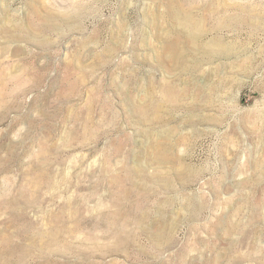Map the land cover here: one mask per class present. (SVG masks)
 Here are the masks:
<instances>
[{"label": "rangeland", "instance_id": "1", "mask_svg": "<svg viewBox=\"0 0 264 264\" xmlns=\"http://www.w3.org/2000/svg\"><path fill=\"white\" fill-rule=\"evenodd\" d=\"M0 264H264V0H0Z\"/></svg>", "mask_w": 264, "mask_h": 264}, {"label": "bare ground", "instance_id": "2", "mask_svg": "<svg viewBox=\"0 0 264 264\" xmlns=\"http://www.w3.org/2000/svg\"><path fill=\"white\" fill-rule=\"evenodd\" d=\"M53 231H54V230H53ZM52 234H53V233H52ZM46 238H47V237H46ZM55 238H56V237H55ZM47 239H48V238H47ZM118 239H119V237H118ZM48 240H49V239H48ZM121 240H123V239H121ZM121 240H120V241H121ZM55 241H56V240H55ZM123 241H124V240H123ZM47 243H48V242H47ZM1 257H2V256H1Z\"/></svg>", "mask_w": 264, "mask_h": 264}]
</instances>
